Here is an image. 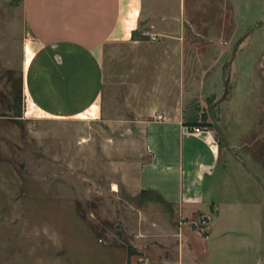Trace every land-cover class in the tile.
<instances>
[{"label":"crops","instance_id":"0c3cea01","mask_svg":"<svg viewBox=\"0 0 264 264\" xmlns=\"http://www.w3.org/2000/svg\"><path fill=\"white\" fill-rule=\"evenodd\" d=\"M2 1L0 52L21 56L19 92L0 90V121L78 118L94 120L101 133L141 136L129 199L115 208L127 240L124 264H224L242 246L260 264L264 199L243 209L227 197L238 188L228 169L234 165L238 179L248 171L234 145L223 146L214 128L199 123L216 95L205 72L216 59L201 54L231 51L209 47L208 19L190 14L189 0ZM215 1L225 28L231 0ZM246 226L260 228L258 246L236 231Z\"/></svg>","mask_w":264,"mask_h":264},{"label":"rangeland","instance_id":"374dc122","mask_svg":"<svg viewBox=\"0 0 264 264\" xmlns=\"http://www.w3.org/2000/svg\"><path fill=\"white\" fill-rule=\"evenodd\" d=\"M189 2L190 14L208 19L209 47L231 50L201 54L216 59L215 68L205 71L214 76L216 95L203 107L199 123L214 128L223 146H235L248 173L238 179L234 165L228 169L238 188L227 197L244 209L264 199L251 179L255 175L264 187V0H231L225 28L215 0ZM5 3L0 11H6ZM12 10L19 32V6ZM223 32L226 36H219ZM20 56L0 52L2 94L19 92ZM136 136L135 142L126 133H101L94 120L78 118L0 121V233L5 234L0 250L8 253L0 251V264H124L127 240L115 208L127 203V179L137 173L143 154ZM227 158L224 148L221 159ZM249 219L242 212L239 220ZM236 231H245L258 246L259 227ZM242 247L223 263L252 264L253 255Z\"/></svg>","mask_w":264,"mask_h":264},{"label":"built area","instance_id":"2783aa9c","mask_svg":"<svg viewBox=\"0 0 264 264\" xmlns=\"http://www.w3.org/2000/svg\"><path fill=\"white\" fill-rule=\"evenodd\" d=\"M194 130L198 131V130H200V127L199 126H194Z\"/></svg>","mask_w":264,"mask_h":264}]
</instances>
